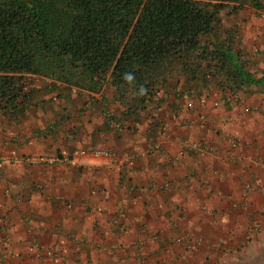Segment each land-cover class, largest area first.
I'll list each match as a JSON object with an SVG mask.
<instances>
[{
    "label": "crops",
    "instance_id": "obj_1",
    "mask_svg": "<svg viewBox=\"0 0 264 264\" xmlns=\"http://www.w3.org/2000/svg\"><path fill=\"white\" fill-rule=\"evenodd\" d=\"M221 23L264 75V12ZM30 80L24 115L0 113V264H264V81L182 80L130 114L110 85Z\"/></svg>",
    "mask_w": 264,
    "mask_h": 264
},
{
    "label": "trees",
    "instance_id": "obj_2",
    "mask_svg": "<svg viewBox=\"0 0 264 264\" xmlns=\"http://www.w3.org/2000/svg\"><path fill=\"white\" fill-rule=\"evenodd\" d=\"M264 0H0V113L22 117L38 76L89 92L114 88L125 112L183 80L233 94L264 81L244 69L223 15Z\"/></svg>",
    "mask_w": 264,
    "mask_h": 264
},
{
    "label": "built area",
    "instance_id": "obj_3",
    "mask_svg": "<svg viewBox=\"0 0 264 264\" xmlns=\"http://www.w3.org/2000/svg\"><path fill=\"white\" fill-rule=\"evenodd\" d=\"M213 105H216V104H213ZM199 118H200V119H203L204 116H203V115H200ZM82 152H84V151H82ZM82 152H81V153H82ZM92 153H93V155L96 156V157H107V156L110 155L109 152H107V151H101V150H94ZM38 159H39V160H44L43 157H38Z\"/></svg>",
    "mask_w": 264,
    "mask_h": 264
},
{
    "label": "rangeland",
    "instance_id": "obj_4",
    "mask_svg": "<svg viewBox=\"0 0 264 264\" xmlns=\"http://www.w3.org/2000/svg\"><path fill=\"white\" fill-rule=\"evenodd\" d=\"M252 9H253V8H252L251 6H247V7H245L244 9H241V10L250 11V10H252ZM222 19H223L224 22L229 21V20H230V14H229V15H223V16H222ZM190 91L194 92V89L192 88V89H190ZM188 93H190V92H188ZM188 93H187V94H188Z\"/></svg>",
    "mask_w": 264,
    "mask_h": 264
}]
</instances>
